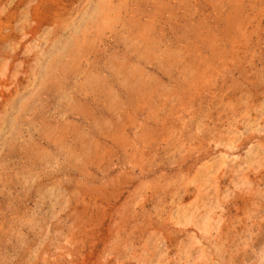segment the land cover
Instances as JSON below:
<instances>
[{
  "label": "rangeland",
  "instance_id": "obj_1",
  "mask_svg": "<svg viewBox=\"0 0 264 264\" xmlns=\"http://www.w3.org/2000/svg\"><path fill=\"white\" fill-rule=\"evenodd\" d=\"M0 264H264V0H0Z\"/></svg>",
  "mask_w": 264,
  "mask_h": 264
}]
</instances>
